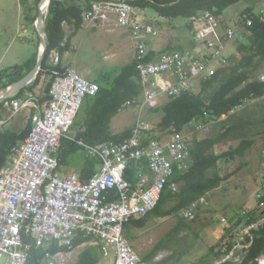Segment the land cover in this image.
Returning a JSON list of instances; mask_svg holds the SVG:
<instances>
[{"label":"built area","instance_id":"built-area-1","mask_svg":"<svg viewBox=\"0 0 264 264\" xmlns=\"http://www.w3.org/2000/svg\"><path fill=\"white\" fill-rule=\"evenodd\" d=\"M141 13L142 9L126 1H101L83 14L84 26L123 29L133 41L131 61L136 64L141 95L125 107L157 109L184 93H200L203 83L233 64L237 52L234 45L238 38L243 39L240 28H221L217 17L202 12L194 20L197 29L191 47L159 52L149 42L163 33L160 35L154 23L142 19ZM241 18L251 25L248 16ZM60 62L59 50H52L50 64L58 66ZM53 73L49 102L40 103L39 93L27 94V98L5 101L1 109V113L4 110L10 114L5 118L0 115V128L19 114L16 112L34 114H30L28 135L11 149L8 162L0 169V264H29L31 249L45 244L67 248L47 251L43 258L46 264H75L73 244L78 238L96 241L103 258L113 264H150L126 237L125 224L156 209L167 190L180 191L181 183L175 177L191 166L192 140H187L186 132L191 131L197 140L210 137L215 122L228 116L210 123L192 120L180 133L175 129L154 131L155 127L139 118L121 143L92 147L79 142L87 156L100 160L94 175L84 181L76 173L63 172L59 147L62 139L74 140L70 132L75 120L85 99L97 96L99 85L75 69ZM257 80L264 83V75ZM251 102L264 104V96ZM240 109L235 107L228 115ZM165 135L170 139L165 140ZM132 167L136 173L129 181L126 171ZM254 177L264 185V145ZM202 203L207 204L204 198L183 209L182 217L195 220ZM226 221L222 219L225 226ZM254 227L244 228L226 259L242 261L251 245L246 237L252 239L250 231ZM257 263L264 264V255Z\"/></svg>","mask_w":264,"mask_h":264},{"label":"trees","instance_id":"trees-1","mask_svg":"<svg viewBox=\"0 0 264 264\" xmlns=\"http://www.w3.org/2000/svg\"><path fill=\"white\" fill-rule=\"evenodd\" d=\"M41 0H34L38 6ZM101 1H126L129 4L139 7L142 10L151 9L166 19H176L179 17L189 19L186 26L192 31L195 28L194 20L202 12H211L217 19L222 20L224 12L231 6L241 2H252L255 0H51L49 13L46 18L45 34L47 48L45 50L41 71L35 81L24 88L16 99L27 98V92L34 91L41 83L43 77H51L47 84L45 95L41 97L40 103H47L50 100L49 91L54 80V71L64 74V69L59 64H50V53L58 49L60 58L71 50L72 40L84 27L83 14L91 10L93 3ZM254 6H250L242 11V15L248 16L252 23L247 25L245 20H240V26L244 27L249 35L243 36L244 43H240L237 52L240 58L233 57V64L218 71L212 79L202 84L200 93H184L177 98L167 102L160 108L149 110L157 112L161 110L163 116L154 131H170L173 129L180 133L184 127L192 120H201L210 123L221 118L228 117L215 124H220L224 128L218 135L197 140L193 138L190 142L191 166L183 174L177 173L175 181L181 183L180 191L173 193L167 190L163 193L161 200L152 212L140 219H131L125 224V229L133 225L143 228L146 222L152 217L168 218L179 213L181 210L190 207L194 202L205 197L208 193L218 189L224 181L232 175L222 176L218 172L219 163L222 159L234 160L237 157H244L251 147L254 146V139H243L236 148H230L224 153L217 154L214 149L217 145L225 142L231 134L237 130V124H232L237 117L235 114L228 115L235 107L242 108L248 102L264 96V83L253 78L264 62V16L255 14ZM37 15L27 14L29 23L34 24ZM65 25L70 27V34L65 30ZM64 44V46H62ZM181 47L167 46L166 50L179 49ZM164 50V51H166ZM38 54H33L22 65L4 67L0 70V90L8 89L13 84L23 79L36 65ZM99 85V91L94 98H86L85 102L75 120L73 128L79 127L74 137V141L62 139L60 142V166L67 165V157L80 148L79 142L92 147H98L111 143H121L130 135L131 129H125L121 133L114 134L110 129V124L115 116L123 110L127 102L134 101L141 95V86L138 81L136 64L129 62L121 67H112L95 80ZM2 106L0 105V109ZM264 123V119L259 120ZM214 124V125H215ZM246 123H244L245 125ZM248 125V124H247ZM31 124L25 129L2 130L0 129V169L7 163L11 149L20 140H23L29 133ZM72 128V129H73ZM100 160L97 156L85 158L82 169L78 174L82 180H89L95 173ZM136 170L134 167L126 171V178L134 180ZM264 190V189H263ZM175 199L176 205L170 209L163 207ZM259 204L263 206L258 212L249 217L245 225L257 224L264 217V191L259 199ZM187 228L188 224L183 218L179 220V228ZM253 235L251 246L245 250V256L240 264H257V259L264 255V223L251 230ZM246 241H250L247 237ZM89 244V245H88ZM87 245L78 255L75 264H99L102 260L99 244L91 239L78 238L74 241L73 247ZM230 244L224 252L227 256L232 250ZM67 250L56 245L45 244L40 248H32L30 251L29 264H42V260L47 251L57 252ZM222 253H218L219 257ZM148 258V257H146ZM146 258L144 260H146ZM220 260V259H218ZM222 260V259H221ZM209 264V263H208ZM214 264V263H212ZM220 264H235L226 261Z\"/></svg>","mask_w":264,"mask_h":264},{"label":"rangeland","instance_id":"rangeland-1","mask_svg":"<svg viewBox=\"0 0 264 264\" xmlns=\"http://www.w3.org/2000/svg\"><path fill=\"white\" fill-rule=\"evenodd\" d=\"M254 5L255 14L264 15V0H255L254 3L241 2L229 7L224 12L221 28L224 26L240 28L245 37L248 33L246 29L240 27V16L242 11ZM29 13L32 16L38 14V6L34 0H0V70L4 67L22 65L30 57V54L37 53L39 55L42 53L35 22L31 24L27 20V14ZM47 15L48 11L45 16L43 15V26L46 24ZM141 16L142 19L154 23L161 31L160 35L163 33V37L151 41L155 48L160 49L161 46L165 45L176 47L173 44L176 40H178L175 42L176 44L181 42V48L191 46L185 39L190 34L193 40L196 29L191 33V30L185 27L186 24L183 23L185 21L180 20L175 22L174 25L171 19L163 18L151 9L143 10ZM65 27V30L69 33L68 27L66 25ZM83 28L79 34L83 35L80 42L75 43V52L68 56V59H71L70 65L73 68L71 66H68V68L76 69L86 79L94 81L111 67H121L130 62L133 56L134 44L127 31L123 29L109 31L98 28L96 30L99 32H95V35L99 38L90 42L91 40L84 35L88 31ZM162 40H165V43L160 45ZM166 40L173 41V43L169 42L167 44ZM237 40L234 45L235 48H238L241 42H245L241 38ZM118 54L119 57H114ZM234 57L239 59V52H236ZM262 75H264V62L254 72L253 78L257 79ZM42 80L41 89L37 94L40 99L45 95L44 89L51 81V77L47 76ZM42 91H44V94H42ZM8 93L9 91L5 94ZM27 94L36 93L28 91ZM263 106L262 102H248L236 113L235 116L237 117L232 124H237V130L225 142L215 147V153L220 154L230 148H236L243 139H254L255 144L248 149L244 157H237L234 160L222 159L220 161L218 172L222 176L232 175V177L224 181L218 189L204 197L207 204H200L199 209L196 211L197 217L195 220H185L188 224L187 228L177 229L179 220L182 218L179 212L167 219L153 216L146 222L143 229H137L133 225L125 229L126 237L142 259L148 257L146 261L150 264H217L226 257L224 252L228 246L234 244L243 236L246 221L255 211L258 212L263 208L259 204V199L263 194L264 185L254 177L260 166L259 152L264 145V123H259V120L264 118ZM9 114L4 110L3 113H0L3 118ZM27 115L28 111L19 112L11 123L2 127V130L21 131L25 129L28 121ZM162 116L163 112L161 110L150 112L147 108L140 110L128 106L113 118L110 129L113 133L131 129L139 118L148 122L152 127H157ZM244 123L246 124L244 125ZM79 129V127L73 128L70 136L74 138ZM223 131L224 128L219 123L213 125L212 129L210 128L211 135H218ZM186 135L187 140H193L195 137L194 134H191V131L186 132ZM164 138L165 140L170 139L168 136ZM86 157L87 150L83 147L77 148L75 152L67 157L68 164L64 165L63 172L69 174L79 170L83 166ZM176 203L175 199L168 201L163 209H170ZM222 218H226L227 226L221 224ZM260 223H263L262 220ZM218 229L225 231L222 237L215 233ZM86 246L76 247L72 260L77 259L79 253ZM218 253H222V255L217 257ZM42 264H46V262L42 261ZM99 264L113 263L112 260L102 257Z\"/></svg>","mask_w":264,"mask_h":264},{"label":"crops","instance_id":"crops-1","mask_svg":"<svg viewBox=\"0 0 264 264\" xmlns=\"http://www.w3.org/2000/svg\"><path fill=\"white\" fill-rule=\"evenodd\" d=\"M263 1V0H262ZM180 20H183V21H185V22H183V23H187L189 20L188 19H186V18H182V17H179V18H176V19H173L172 21H173V23H174V25H175V22H178V21H180ZM67 26V25H66ZM68 27V26H67ZM66 28V27H65ZM84 28L88 31V32H85L84 33V35L87 37V39H89V40H91L90 42H93V41H96L99 37L98 36H96L95 35V32H99V31H97L98 30V28L100 29V28H104V29H106V30H109V29H107L106 27H104V26H99V27H95V26H93V25H85L84 26ZM83 28V29H84ZM68 29H69V33L68 34H70V32H71V30H70V27H68ZM97 29V30H96ZM195 29V28H194ZM81 31V30H80ZM90 31V32H89ZM110 31V30H109ZM126 31V30H125ZM28 32V31H27ZM80 34V32L77 34V36H75L74 38H73V40H72V49L70 50V51H68V52H66L65 54H64V56L61 58V62H60V65H61V67L62 68H64V69H69L68 68V66H71L70 64V60L71 59H68V56L71 54L72 55V53L73 52H75V43H79L80 42V38L83 36V35H79ZM161 37H163V36H161ZM154 40V39H153ZM153 40H151V41H153ZM151 41L149 42V44H150V46H151V48L152 49H154V50H156V51H159V50H161L162 48H164V47H167L168 45H165V46H161V48L160 49H158V48H155L154 46H153V44H151ZM176 41H178V40H176ZM176 41H174V43H173V41H169V40H166V42H167V44H169V42H171V43H173L174 44V46H179V47H181L180 45H181V42H177V44L175 43ZM185 41L188 43V44H190L191 46H192V43H193V40H192V37H191V35L189 34V36H187L186 37V39H185ZM165 43V40H162L161 41V43H160V45H163ZM176 44V45H175ZM94 45V44H93ZM190 46V47H191ZM43 53V52H42ZM32 55L33 54H30L29 56L30 57H32ZM29 57V58H30ZM114 57H119V54L118 55H115ZM28 58V59H29ZM27 59V60H28ZM50 62V61H49ZM63 62V63H62ZM130 62H131V60H130ZM114 63H117V62H114ZM128 64V63H127ZM126 65V64H125ZM72 67V66H71ZM114 67H118V66H114ZM73 68V67H72ZM112 68V67H111ZM76 70V69H75ZM44 78V77H43ZM42 78V79H43ZM35 81V79L31 82V84L33 83ZM42 82H43V80H41V83L39 84V86H37V88L34 90V92L35 93H39V91H40V86H41V84H42ZM31 84H29V85H31ZM45 90V89H44ZM44 91H42V94H44L43 93ZM8 95V94H7ZM263 108H264V106H263ZM264 119V118H263ZM262 119V120H263ZM27 124H28V121H27ZM122 132V131H121ZM121 132H118V133H121ZM114 134H117V133H114ZM69 140V139H68ZM73 141V140H72ZM263 148V147H262ZM60 152L62 153V151L60 150ZM60 156H61V154H60ZM88 157V156H87ZM259 158H260V164H261V161H262V150L259 152ZM259 164V165H260ZM61 167V166H60ZM61 169L64 171V165L61 167ZM81 169H82V167H80L79 168V170H77V171H75L74 173H80V171H81ZM68 173V172H67ZM70 174V173H69ZM153 217V216H152ZM151 217V218H152ZM157 217V216H156ZM150 218V219H151ZM169 218V217H168ZM149 219V220H150ZM161 219H163V218H161ZM164 219H167V218H164ZM223 219V218H222ZM148 220V221H149ZM145 227V226H144ZM143 227V228H144ZM143 228H137V229H143ZM183 228V227H182ZM127 229V228H126ZM178 229V228H177ZM215 233H217V234H219V237H222L223 236V234H222V229L220 230V229H218V230H216L215 231ZM214 233V234H215ZM222 234V235H221Z\"/></svg>","mask_w":264,"mask_h":264},{"label":"water","instance_id":"water-1","mask_svg":"<svg viewBox=\"0 0 264 264\" xmlns=\"http://www.w3.org/2000/svg\"><path fill=\"white\" fill-rule=\"evenodd\" d=\"M51 3V0H41L39 5H38V14H37V19L35 21V25L39 34V39H40V47H43V53L38 55V60L37 63L35 65V67L20 81H18L17 83L13 84L12 86L9 87V89L7 90H2V92H4V94L7 91H10L8 96H0V104L4 103L6 101V99L8 98H12L16 95H18V93H20L24 88H26L39 74V72L41 71V67H42V62L44 59V54H45V50L47 48V43H46V34H45V26L44 25V17L43 14L41 13V8L45 3ZM49 5H48V13H49Z\"/></svg>","mask_w":264,"mask_h":264},{"label":"clouds","instance_id":"clouds-1","mask_svg":"<svg viewBox=\"0 0 264 264\" xmlns=\"http://www.w3.org/2000/svg\"><path fill=\"white\" fill-rule=\"evenodd\" d=\"M260 15H262V14H260ZM263 16H264V15H263ZM241 19H242V18H241ZM188 20H189V19H188ZM218 20H219V19H218ZM219 21L221 22L222 20H219ZM188 22H189V21H188ZM188 22H187V23H188ZM221 23H222V22H221ZM195 29H197L196 25H195ZM165 48H166V47L162 48L161 50H159V52H163L164 50H166ZM179 49H180V48H179ZM69 69H70V68H69ZM93 82H94V81H93ZM8 89H9V88H8ZM4 90H7V89H4ZM0 92H2V90H0ZM4 95H6V94H4V92H3V96H4ZM20 99H23V98H20ZM7 100L10 101V100H17V99H16L15 96H14V97H12V98H8V99H6V101H7ZM0 105L3 107V103L0 104ZM1 109H2V108H1ZM1 109H0V113H1ZM151 110H153V109H151ZM2 111H3V110H2ZM30 114L33 115V114H34V111H31V113H30V111H28V115H27L28 120H29V123L31 124ZM12 120H13V119H12ZM12 120H11L9 123H11ZM9 123H8V124H9ZM6 125H7V124H6ZM6 125H5V126H6ZM31 125H32V124H31ZM5 126H4V127H5ZM0 129H2V128H0ZM30 129H31V128H30ZM70 133H71V132H70ZM73 139H74V138H73ZM67 140H68V139H67ZM73 141H74V140H73ZM80 146H82V145H80ZM82 147H83V146H82ZM83 148H84V147H83ZM8 159H9V158H8ZM7 162H8V161H7ZM203 198H204V197H203ZM185 209H186V208H185ZM181 211H182V210H181ZM181 211H180V215H181ZM243 214H244V213H243ZM181 216H182V215H181ZM196 217H197V215H196ZM182 218H183V217H182ZM183 219H184V218H183ZM223 219H226V218H223ZM184 220H185V219H184ZM261 220H264V217H263ZM261 220H260V221H261ZM186 221H189V220H186ZM192 221H193V220H192ZM260 221H259L257 224H252V225H256V227H254V228H257L259 225H261V224L264 223V222H263V223H260ZM221 224H222V219H221ZM222 225H224V224H222ZM249 226H250V225H249ZM245 227H247V226H245ZM245 227H244V228H245ZM252 229H253V228H252ZM252 229H251V230H252ZM250 234H251V231H250ZM251 235H252V234H251ZM252 236H253V235H252ZM246 238H247V237H246ZM249 238H250V237H249ZM252 239H253V237H252ZM252 239L250 238V241H249V242L252 243ZM250 246H251V245H250ZM232 248H233V247H232ZM230 252H231V251H230ZM229 254H230V253H229ZM229 254H228V255H229ZM228 255H227V256H228ZM227 256H226L222 261L220 260V262L217 263V264L224 263V262H226V261H230V260L233 261L234 263H236V262H235L234 260H232V259H226ZM244 256H245V252H244V254H243V259H244ZM262 256H263V255H262ZM260 257H261V256H260ZM243 259H242V261H243ZM42 261H43V260H42ZM145 261H146V260H145ZM242 261H241V262H242ZM241 262H240V263H241ZM240 263H238V264H240ZM257 264H258V263H257Z\"/></svg>","mask_w":264,"mask_h":264},{"label":"bare ground","instance_id":"bare-ground-1","mask_svg":"<svg viewBox=\"0 0 264 264\" xmlns=\"http://www.w3.org/2000/svg\"><path fill=\"white\" fill-rule=\"evenodd\" d=\"M48 5H49V3H48V1H47V3H45V4L42 6V8H41V13H42L44 16H45V14L47 13ZM40 51L43 52V47L40 48ZM10 91H11V90H10ZM10 91H9V93H10ZM9 93H8V95H9ZM8 95H6V96H8ZM16 113H19V112H16Z\"/></svg>","mask_w":264,"mask_h":264}]
</instances>
